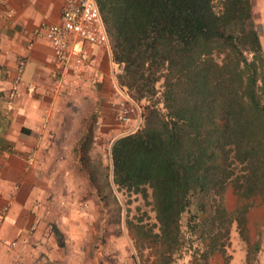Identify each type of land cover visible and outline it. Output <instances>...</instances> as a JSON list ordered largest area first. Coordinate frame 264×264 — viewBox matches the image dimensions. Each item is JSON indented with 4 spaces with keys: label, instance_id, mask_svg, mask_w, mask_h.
<instances>
[{
    "label": "trees",
    "instance_id": "obj_1",
    "mask_svg": "<svg viewBox=\"0 0 264 264\" xmlns=\"http://www.w3.org/2000/svg\"><path fill=\"white\" fill-rule=\"evenodd\" d=\"M97 2L112 60L122 64L116 78L132 99L145 100L142 124L111 143L106 175L127 195L151 189L157 228L129 209L125 218L142 264H175L185 252L190 264H230L234 222L258 250L264 50L251 0Z\"/></svg>",
    "mask_w": 264,
    "mask_h": 264
},
{
    "label": "crops",
    "instance_id": "obj_2",
    "mask_svg": "<svg viewBox=\"0 0 264 264\" xmlns=\"http://www.w3.org/2000/svg\"><path fill=\"white\" fill-rule=\"evenodd\" d=\"M251 2L264 50V0ZM64 4L0 0V264H70L68 210L58 200L81 194L87 183L79 169L88 125L96 120L99 135L115 134L111 142L139 125L138 102L120 87L122 64L110 46L79 40L94 64L73 72L48 40L33 36L34 28L60 20ZM122 108L128 117L119 122Z\"/></svg>",
    "mask_w": 264,
    "mask_h": 264
},
{
    "label": "rangeland",
    "instance_id": "obj_3",
    "mask_svg": "<svg viewBox=\"0 0 264 264\" xmlns=\"http://www.w3.org/2000/svg\"><path fill=\"white\" fill-rule=\"evenodd\" d=\"M137 102L140 109L137 114L138 123L141 125L145 100ZM117 119L119 122L125 121L120 116ZM97 130L98 122L93 120L88 125L87 131L89 134L87 158L85 161L80 158V173L87 178L86 185L81 184L82 193L58 200V208L68 210V214L64 217L66 220L64 238L67 242L65 253L70 257V264H142L139 253L128 235L125 218L126 211L129 209V216L142 219L143 222H149L152 225L156 224L154 228H157L155 211L151 203V189H148L147 197L140 193L127 195L116 190L111 182L110 174L111 189L106 175L111 173L110 146L111 138L115 134L101 136ZM125 131L127 129L120 128L118 133H125ZM97 186L100 188L98 189ZM117 201L122 207L121 210L117 208ZM193 210L194 205H191L190 212ZM190 212L183 213V227ZM255 233L260 241L258 250L242 238L236 223L232 224L229 246L232 254L230 264H264V225L260 227L258 233L255 230ZM248 253L249 258H247ZM189 258V253L185 252L179 256L175 264H190Z\"/></svg>",
    "mask_w": 264,
    "mask_h": 264
},
{
    "label": "built area",
    "instance_id": "obj_4",
    "mask_svg": "<svg viewBox=\"0 0 264 264\" xmlns=\"http://www.w3.org/2000/svg\"><path fill=\"white\" fill-rule=\"evenodd\" d=\"M32 34L34 37L48 40L62 68L70 69L73 72L94 64V57L83 45L78 44L79 40L110 46L97 0H65L60 20L43 23L34 28ZM20 73L21 66L15 77L17 83L21 78ZM120 87L123 89L124 86L120 85ZM127 113V108H122L119 114L120 118L126 120ZM10 244L14 246L17 241Z\"/></svg>",
    "mask_w": 264,
    "mask_h": 264
}]
</instances>
